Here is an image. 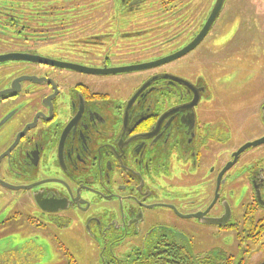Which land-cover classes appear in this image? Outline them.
<instances>
[{
	"label": "flooded vegetation",
	"instance_id": "1",
	"mask_svg": "<svg viewBox=\"0 0 264 264\" xmlns=\"http://www.w3.org/2000/svg\"><path fill=\"white\" fill-rule=\"evenodd\" d=\"M216 2L0 0V242L18 236L19 211L27 208L33 231L76 226L96 245L97 264H136L171 242L193 253L179 242L210 227L259 242L264 144L236 154L264 139V103L249 130L262 133L235 148L244 132L238 119L250 113L239 111L259 99L228 98L231 84L212 90L208 82L221 62L214 42L228 25L229 0L197 48L159 63L196 39ZM192 55L196 62L180 72ZM152 63L159 64L120 71ZM242 160L239 212L226 183ZM219 255L201 258L212 263ZM14 262L0 251V264Z\"/></svg>",
	"mask_w": 264,
	"mask_h": 264
},
{
	"label": "rangeland",
	"instance_id": "2",
	"mask_svg": "<svg viewBox=\"0 0 264 264\" xmlns=\"http://www.w3.org/2000/svg\"><path fill=\"white\" fill-rule=\"evenodd\" d=\"M227 17L228 25L225 26L222 34L214 42L215 47H218L219 51L218 54L213 55V58L217 62H221H218V65H212V78L208 82L210 86L212 85V90L217 87V90L221 88V90L226 91L225 85L229 86L231 84V88L226 91L228 98H251L255 94L259 99V104L256 106L252 104L245 106L244 103L239 104L240 106H245L239 113L250 112L243 113L241 120L238 119L240 122L243 121L244 126V132L241 138L238 139V144L235 145V148H239L252 142L253 139L262 133L260 128L259 134L251 133L249 130L252 121L258 122V119L260 120V115L257 111L264 103V0H229ZM235 22L242 27L239 33L240 38H234L232 27L239 28V25ZM223 37L224 39H222ZM226 44L228 46L226 48L223 47ZM204 52L197 51L201 58H204ZM195 62L193 55L191 58L183 60L178 64L180 72L188 71V65L192 66ZM239 64L242 65V68ZM215 68L216 70H214ZM199 70L203 76V64H201ZM233 80L236 82L233 83ZM239 81V88L241 84L245 87L242 93L234 89V85ZM247 85L249 88L246 90ZM129 89L130 87L127 86V91ZM114 90L118 91V89ZM251 106H254V108ZM246 114L248 116L243 120ZM243 163L244 160L229 172L226 183L228 199L239 212L245 202H243L245 191L236 188V183L242 178L241 176L237 178V175L240 168L244 167L242 166ZM26 205H23L22 202L18 204V206L22 207ZM31 209L27 208L19 211V230L15 231V233L18 232V236L14 241L0 242V251H5V256L15 259L18 264H22V262L19 263L22 258L24 259V264H97L98 249L96 245L94 246L84 237H80L76 226L71 225V228L68 227L66 229L34 228L33 231L31 227L27 226V222H24V217L26 218L27 214L31 213ZM262 233L264 234V230ZM235 235L236 233L234 232H219L215 228L210 227L206 233L190 234L179 243L188 244L194 255L198 257L206 256L215 251L220 254V257L233 256L235 261L244 259L246 264H250L252 259V264H264V235L262 237L260 234V240L257 244L248 240L238 242ZM61 245L67 252L62 249Z\"/></svg>",
	"mask_w": 264,
	"mask_h": 264
},
{
	"label": "trees",
	"instance_id": "3",
	"mask_svg": "<svg viewBox=\"0 0 264 264\" xmlns=\"http://www.w3.org/2000/svg\"><path fill=\"white\" fill-rule=\"evenodd\" d=\"M245 240H248V238H243L242 242ZM149 252V254L147 253L138 259L136 264H246L244 259L235 261L232 256L227 258L219 257L217 259L210 257V260L213 261L212 263H208L205 259L190 253L186 247L181 245L178 246L173 242L161 245L158 248L149 250ZM215 260L218 261L214 262Z\"/></svg>",
	"mask_w": 264,
	"mask_h": 264
},
{
	"label": "water",
	"instance_id": "4",
	"mask_svg": "<svg viewBox=\"0 0 264 264\" xmlns=\"http://www.w3.org/2000/svg\"><path fill=\"white\" fill-rule=\"evenodd\" d=\"M225 2H226V0H217L208 23L205 25L204 29L199 33V35L196 37V39L193 42H191L185 49L179 51L178 53L172 55L171 57L165 58L163 61H159V63H162V62L165 63V61H172V60H175V59H179V58L185 56L187 53L193 51L195 48H197L198 45L206 37V35L209 32V30L212 28L214 22L216 21L218 15L220 14V12L222 10ZM20 59H24V58H20ZM159 63L130 66V67H127V68L122 69L120 71L127 72V73L138 72V71H142V70H146V69H149L151 67H154V65H158ZM68 68H70V67H68ZM73 69H77V68H73ZM262 144H264V139H261L259 141L254 142V143L247 144L246 146H244L242 149H240L238 151L236 156L241 155L249 147H257V146L262 145ZM231 166L232 165L227 166V168L223 172L225 173L228 169L231 168ZM17 189H20V188H17ZM25 189H29V188H25ZM193 217L198 218L199 215L197 214V215L192 216V218ZM227 221L228 220L223 221V222H202V223L203 224H207V225H212V226H223V225H227L228 224Z\"/></svg>",
	"mask_w": 264,
	"mask_h": 264
}]
</instances>
